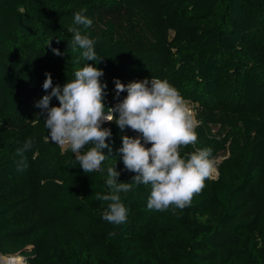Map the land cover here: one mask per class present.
I'll return each instance as SVG.
<instances>
[{"label": "trees", "instance_id": "1", "mask_svg": "<svg viewBox=\"0 0 264 264\" xmlns=\"http://www.w3.org/2000/svg\"><path fill=\"white\" fill-rule=\"evenodd\" d=\"M81 10L90 27L72 24ZM70 27L104 58L88 63L104 72L106 107L118 102L114 79L145 78L168 81L200 107L197 142L181 155L211 148L222 160L190 206L150 210L151 186L133 184L120 194L127 220L113 225L102 219L109 202L95 196L110 192L109 167L131 183L119 152L128 134L105 123L109 158L87 174L49 141L35 107L45 73L62 88L86 63ZM252 46H264V0H0V255L26 264H264V58L245 52ZM218 124L230 130L224 151L208 132Z\"/></svg>", "mask_w": 264, "mask_h": 264}, {"label": "clouds", "instance_id": "2", "mask_svg": "<svg viewBox=\"0 0 264 264\" xmlns=\"http://www.w3.org/2000/svg\"><path fill=\"white\" fill-rule=\"evenodd\" d=\"M84 11L73 14V25L85 28L92 25ZM68 30L74 34L71 46L81 50L80 60L86 63L74 71V78L62 88L53 86L51 73H45L42 87L47 94L35 107L41 109L49 141L74 153L80 168L87 174L99 171L109 158L103 150L111 152L107 141L112 132L103 127L105 123L141 134L123 136L119 149L124 168L135 173L131 183L118 182L120 172L115 167L107 169L106 184L110 192L95 196L97 200L109 202L102 219L113 225L126 222L127 209L120 194L129 192L133 184L151 186L147 200L150 210L164 211L173 206L182 210L190 206L194 196L205 187V181L215 172V161L211 148L181 155L182 147L194 145L198 139L197 121L183 96L168 81L159 78H145L127 85L114 79V99L118 102L106 107L107 84L101 82L104 72L88 63L104 59L95 51L96 41L83 35L79 27ZM52 52L63 55L59 49L53 48ZM123 92L127 95L120 100ZM53 98L59 101V106H50ZM31 147L32 140L27 139L20 151Z\"/></svg>", "mask_w": 264, "mask_h": 264}, {"label": "rangeland", "instance_id": "3", "mask_svg": "<svg viewBox=\"0 0 264 264\" xmlns=\"http://www.w3.org/2000/svg\"><path fill=\"white\" fill-rule=\"evenodd\" d=\"M245 52L253 54L256 57L264 58V46L248 47L245 49ZM185 102L188 105V107L191 109V111L193 112L195 119L197 121V125H199L201 123L200 107L197 104H193L189 101H185ZM124 131L126 134H128V136H131V137H135L136 135H138V136L141 135L138 132L132 131L130 128H125ZM208 132L211 135L212 139L216 142L217 147L221 151L228 149L229 143H230V138H229L230 130H229L228 125H224V124L211 125L208 127ZM146 146L150 147V145H146ZM62 150L66 151V152H71L70 150H66L63 148H62ZM221 160H222L221 155H220V157L218 156V157L214 158L215 172L213 173L212 178L217 177V167H218V164L221 162ZM140 215L141 214L139 212H133V213H131L130 218L136 219V218L140 217ZM21 259L22 260L20 263L26 264V262H24V259L23 258H21Z\"/></svg>", "mask_w": 264, "mask_h": 264}, {"label": "bare ground", "instance_id": "4", "mask_svg": "<svg viewBox=\"0 0 264 264\" xmlns=\"http://www.w3.org/2000/svg\"><path fill=\"white\" fill-rule=\"evenodd\" d=\"M21 257H16V256H12V257H7V256H3L0 255V264H21Z\"/></svg>", "mask_w": 264, "mask_h": 264}, {"label": "built area", "instance_id": "5", "mask_svg": "<svg viewBox=\"0 0 264 264\" xmlns=\"http://www.w3.org/2000/svg\"><path fill=\"white\" fill-rule=\"evenodd\" d=\"M138 135H136L135 137H137Z\"/></svg>", "mask_w": 264, "mask_h": 264}]
</instances>
